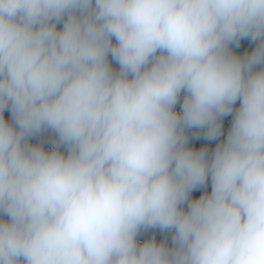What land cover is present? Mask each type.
<instances>
[{
  "label": "clouds",
  "instance_id": "obj_1",
  "mask_svg": "<svg viewBox=\"0 0 264 264\" xmlns=\"http://www.w3.org/2000/svg\"><path fill=\"white\" fill-rule=\"evenodd\" d=\"M0 264H264V0H0Z\"/></svg>",
  "mask_w": 264,
  "mask_h": 264
},
{
  "label": "trees",
  "instance_id": "obj_2",
  "mask_svg": "<svg viewBox=\"0 0 264 264\" xmlns=\"http://www.w3.org/2000/svg\"><path fill=\"white\" fill-rule=\"evenodd\" d=\"M248 43H249V41H242V42H241V47L238 48V49H234V51L243 54V52L246 51V45H247ZM5 116H6V118L9 117V115H5ZM226 128H227V126H226ZM203 142H204V143H203ZM201 143H203V145H204L205 143H208V142H205V141H201V142H200V141H192V142H191L192 146L197 147V148L200 147L199 145H200ZM214 143H215V142H211V143L209 144V147H214ZM209 190H210V186H209ZM199 194H200L199 192H196V193H194V196H198ZM153 234L156 235V237H157L158 240L163 239V236H162L159 232H156V233L149 232V233H146L144 236H142V237L140 238V239H141V242L143 241V239L149 238V237H150L151 235H153Z\"/></svg>",
  "mask_w": 264,
  "mask_h": 264
},
{
  "label": "rangeland",
  "instance_id": "obj_3",
  "mask_svg": "<svg viewBox=\"0 0 264 264\" xmlns=\"http://www.w3.org/2000/svg\"><path fill=\"white\" fill-rule=\"evenodd\" d=\"M254 44L253 43H251L250 41H249V43L246 45V51H251L252 50V48H254ZM5 115H9V113H5ZM227 126V122H226V125H225V127ZM202 141V140H201ZM200 141V142H201ZM204 143V142H203ZM203 143H201L199 146H203ZM46 147H48V145H46Z\"/></svg>",
  "mask_w": 264,
  "mask_h": 264
}]
</instances>
